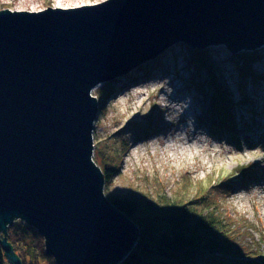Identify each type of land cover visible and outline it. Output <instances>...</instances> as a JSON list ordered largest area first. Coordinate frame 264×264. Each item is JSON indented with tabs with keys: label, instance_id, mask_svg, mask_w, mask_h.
<instances>
[{
	"label": "water",
	"instance_id": "obj_1",
	"mask_svg": "<svg viewBox=\"0 0 264 264\" xmlns=\"http://www.w3.org/2000/svg\"><path fill=\"white\" fill-rule=\"evenodd\" d=\"M177 43L264 45V0H102L39 10L0 7V239L19 219L57 264H119L139 227L104 194L93 161L101 82Z\"/></svg>",
	"mask_w": 264,
	"mask_h": 264
},
{
	"label": "rangeland",
	"instance_id": "obj_2",
	"mask_svg": "<svg viewBox=\"0 0 264 264\" xmlns=\"http://www.w3.org/2000/svg\"><path fill=\"white\" fill-rule=\"evenodd\" d=\"M100 1L0 0V7L39 10L42 6ZM205 50L210 68L219 79L218 88L230 97V128L212 127L211 90L205 82L209 73L193 67L184 49L174 45L157 57L160 65L149 71V77L142 76L144 70L140 69L135 81L124 78L117 87L113 86L116 80L99 83L97 90L93 87L91 95L99 101L100 110L92 128V159L101 171L106 159L117 167L116 175L104 185L103 192L110 198L188 199L206 192L208 202L220 207L232 222L233 240L239 251L234 258L214 252L198 264H264V79L241 83L233 59L236 53L223 45ZM254 50L258 59L252 69L264 76V45ZM173 53H177V61L170 64ZM178 63H186L179 78L173 74ZM195 83H200L199 89ZM175 87H179L175 92L180 98L193 102L189 110L192 116L189 112L185 115L184 108L173 111L165 107L167 99L162 93ZM109 88L112 92L105 96ZM240 90L247 101H239ZM182 115L183 121L179 120ZM183 128L191 130L196 143L176 140L175 135H181ZM196 129L199 131L195 134ZM169 140L173 150L163 147Z\"/></svg>",
	"mask_w": 264,
	"mask_h": 264
},
{
	"label": "trees",
	"instance_id": "obj_3",
	"mask_svg": "<svg viewBox=\"0 0 264 264\" xmlns=\"http://www.w3.org/2000/svg\"><path fill=\"white\" fill-rule=\"evenodd\" d=\"M175 45L184 49L193 67L197 70L205 69L209 73V78L205 82L211 90L209 113L212 116V127L221 130L230 128V97L227 96L226 91L218 88L219 79L210 68L207 50L191 49L182 43ZM176 56L177 53L172 54L170 64L176 63ZM257 57L258 53L255 50L233 54L241 83L248 81L255 83L264 79V76H259L252 69ZM159 58L148 61L141 75H147L150 67H159ZM195 84L197 89L200 83ZM206 91H204L205 95H207ZM110 92H112L111 88L107 90L105 96ZM238 93L240 102L247 101L243 90ZM105 161L102 171L104 181L107 182L116 175L117 167L110 160ZM207 196L206 192L199 196L190 195L188 199L184 196L178 198L161 196L155 201L135 200L132 197H107L139 227L137 244L119 264H198L201 259L214 252L233 258L238 255L239 250L235 248L236 243L231 230L232 222L225 217L220 207L208 202ZM16 220L7 227L4 237L11 244L21 264H57L53 256L46 253L44 237H41L42 235L31 225ZM1 238L3 235L0 234ZM6 259L0 244V264H7Z\"/></svg>",
	"mask_w": 264,
	"mask_h": 264
},
{
	"label": "bare ground",
	"instance_id": "obj_4",
	"mask_svg": "<svg viewBox=\"0 0 264 264\" xmlns=\"http://www.w3.org/2000/svg\"><path fill=\"white\" fill-rule=\"evenodd\" d=\"M30 1H31V0H30ZM155 58H156V57H155ZM153 59H154V58H153ZM150 60H152V59H150ZM148 61H149V60H148ZM148 61H146V62H144V63H140V65H138V66L132 68V70L127 71V72H125V73L119 75V77L116 79V81H115V83H114L115 85H113V86L117 87V85L120 84L121 79H124V78H125V79H128V80L135 81V79H137V77H138V76H137V73L140 71V69H143L144 65H146V63H147ZM175 62H176V61H175ZM181 62H182V61H181ZM176 67H177L176 69L173 67V68H174L173 74H174L175 77L179 78V76H177V75H178V73H179L180 71H182L183 68L186 67V63L183 64L182 66L180 65V63H178ZM152 68H153V67L148 68V72L151 71ZM149 75H150V74H147V75H145V76L149 77ZM133 77H136V78L133 80V79H132ZM132 81H131V82H132ZM170 82H171V81L169 80L168 83H170ZM170 86H171V83H170ZM98 87H99L98 84H97L96 86H94V90H97ZM178 89H179V87H178V88L175 87L174 89L171 88V90H169V92L166 91V93H165V92L162 93V94H164V96H165L166 99H167V100H166V103H165L164 105H165V107H166L167 109H171V110H173V111H175V108H176V107H178V110H180V108H184V109H186L184 114L186 115V114L189 112L188 114L191 115V112H190L189 110L191 109V106H190V105H192L193 102L190 103V102H188V100H187V102H186L185 99L183 100L182 98H180V96H178V94H176V92H175V91H178ZM166 94H167V95H166ZM191 116H192V115H191ZM187 117H189V116L187 115ZM179 120H181V121L185 120L184 115L180 116V117H179ZM184 131H185L186 133H184ZM196 131H199V129H196V130L194 131L195 134H196ZM175 136H176V140H177V141L186 142V141H189V140L191 139L192 142H194V143L197 142V139L194 137L195 135L192 134V132H191V130H189V128H185V130H184V128H183V129L181 130V135H175ZM194 146H195V144H194ZM163 147H164V148H168V149H170V150H173V149H174V144L171 142V140H169L168 142H165V143H164V146H163ZM195 149H197V147H196ZM178 150L182 151V147H179ZM173 154H174V153H172V155H173ZM173 156H174V155H173Z\"/></svg>",
	"mask_w": 264,
	"mask_h": 264
}]
</instances>
